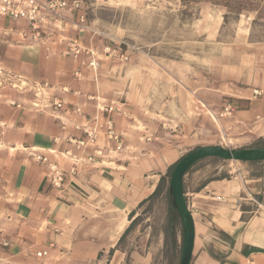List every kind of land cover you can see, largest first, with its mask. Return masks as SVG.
Masks as SVG:
<instances>
[{"label":"crops","instance_id":"obj_1","mask_svg":"<svg viewBox=\"0 0 264 264\" xmlns=\"http://www.w3.org/2000/svg\"><path fill=\"white\" fill-rule=\"evenodd\" d=\"M52 28L35 33L0 17V264H152L119 243L178 152L155 135L149 114L121 101V69L74 56L82 37ZM249 104L234 118L263 128L264 100ZM112 105L120 151L84 131ZM52 169L64 174L62 189L51 185ZM229 173L209 179L190 168L183 177L189 264H264V161Z\"/></svg>","mask_w":264,"mask_h":264},{"label":"rangeland","instance_id":"obj_2","mask_svg":"<svg viewBox=\"0 0 264 264\" xmlns=\"http://www.w3.org/2000/svg\"><path fill=\"white\" fill-rule=\"evenodd\" d=\"M64 1L49 29L68 28L82 37L79 54L121 69V101L152 117L155 135L178 160L202 146L264 147V126L234 118L264 100V0H227L231 8L223 0ZM242 163L211 157L191 168L224 178ZM170 172L138 208L122 243L150 254L152 264H179L181 257L179 217L172 230L168 224Z\"/></svg>","mask_w":264,"mask_h":264},{"label":"built area","instance_id":"obj_3","mask_svg":"<svg viewBox=\"0 0 264 264\" xmlns=\"http://www.w3.org/2000/svg\"><path fill=\"white\" fill-rule=\"evenodd\" d=\"M66 1L64 0H0V17L9 21H23L29 29L35 33L46 32L49 25L54 24L55 16H58L66 9ZM69 53L77 56L80 50L76 47H70ZM89 65L92 68L97 67V62L91 60ZM106 117L100 125L92 128H86L85 135L88 141L92 142L96 139L98 133L102 132L107 145L114 151H120L123 146V138L115 131L114 122L109 115L116 111L114 105L102 109ZM76 145L84 146L85 142L79 140ZM39 159V158H38ZM44 159H41L43 161ZM64 174L58 170L52 169L50 174V183L54 188L62 189L64 185ZM40 255V254H37Z\"/></svg>","mask_w":264,"mask_h":264},{"label":"water","instance_id":"obj_4","mask_svg":"<svg viewBox=\"0 0 264 264\" xmlns=\"http://www.w3.org/2000/svg\"><path fill=\"white\" fill-rule=\"evenodd\" d=\"M211 157L234 162H259L264 161V147L228 149L220 146H202L191 150L175 163L169 178L168 193L171 208L176 211L182 228L179 264L190 263L194 245V222L183 193V177L194 164Z\"/></svg>","mask_w":264,"mask_h":264},{"label":"trees","instance_id":"obj_5","mask_svg":"<svg viewBox=\"0 0 264 264\" xmlns=\"http://www.w3.org/2000/svg\"><path fill=\"white\" fill-rule=\"evenodd\" d=\"M217 1V0H216ZM222 2V4H224L225 6H227L228 8H231L230 7V4H229V2L227 1V0H223V1H221ZM263 148V147H262ZM174 165L175 164H173L172 166H170V168H169V171H170V169H171V172H172V169H173V167H174ZM171 172H170V174H171ZM163 178H161V180H160V182H159V184H158V186H157V188H156V190L154 191V193L146 200V201H148V200H150L153 196H156L157 195V193L159 192V190H160V186H161V184H162V182H163ZM146 201H144V202H142V204L143 203H145ZM142 204H140V206L142 205ZM178 216H177V213H176V211L174 210V214H172V216H170V222L168 223L169 224V228L172 230V228H173V222L175 221V218H177ZM133 223V222H132ZM131 226H132V224H131ZM131 226L127 229V231L124 233V235L122 236V238H121V240H120V245L123 243V240L126 238V236H127V234H128V232L130 231V228H131Z\"/></svg>","mask_w":264,"mask_h":264}]
</instances>
